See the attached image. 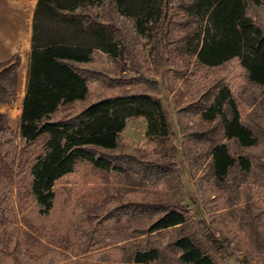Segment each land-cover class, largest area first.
<instances>
[{
    "label": "trees",
    "instance_id": "1",
    "mask_svg": "<svg viewBox=\"0 0 264 264\" xmlns=\"http://www.w3.org/2000/svg\"><path fill=\"white\" fill-rule=\"evenodd\" d=\"M250 4L264 5V0H179L176 8L191 25L185 52L196 64L215 68L238 58L248 80L264 95V28L248 13ZM164 5L165 0L36 1L16 138L20 145L7 136L5 124L0 128V216L16 208L32 234L22 226L0 225V264H96L99 257H106L105 264H227L219 241L204 234L202 221H191L184 207L173 133L157 81L145 78L147 89L107 94L117 85L87 68L96 51L114 60L124 55L110 25L111 13L130 19L136 33L146 36ZM19 61L15 54L0 62V105L15 99ZM91 81L98 87L93 93ZM69 104L83 107L57 118L60 108ZM190 106L178 111L182 131L180 112ZM194 112L201 122L218 124L221 137L244 152H232L213 138L215 127L190 133L192 145L187 146L184 135L182 155L195 193L204 196L207 182L209 192L220 198L222 184L231 175L249 170L264 183V162H255L248 153L260 144V135L241 117L228 87L217 85ZM132 117L145 119L150 150L121 140ZM79 168L127 174L160 187L128 190L124 197L135 193L139 199H124L107 212L106 219L135 220L128 233L109 227L91 230L84 213L91 204L77 211L59 203L58 183ZM219 205L225 208L227 203ZM106 206H112L111 201ZM254 207L252 212L238 207L234 220L222 216L225 225L237 228L246 240L250 220H255V255L264 264V203ZM170 232L174 235L165 240Z\"/></svg>",
    "mask_w": 264,
    "mask_h": 264
},
{
    "label": "rangeland",
    "instance_id": "2",
    "mask_svg": "<svg viewBox=\"0 0 264 264\" xmlns=\"http://www.w3.org/2000/svg\"><path fill=\"white\" fill-rule=\"evenodd\" d=\"M178 3L179 0H165L160 18L153 24L146 36L136 33L130 19L111 13L110 25L122 42L124 55L114 60L96 51L94 62L87 68L97 71L96 74L117 85L107 94L147 89L145 78L157 81L160 98L169 116L173 133L171 141L175 147L176 163L186 194L183 204L189 211L191 221L201 220V231L204 234L211 233L219 241L224 248V261L227 264H263L255 255V220L249 218L252 222L249 229L250 239L246 240L237 228L225 225L222 215H228L234 220L238 215V207L247 206L250 212L252 209L255 210L252 206H255L256 202L264 203V183L254 170L243 171L231 175L227 182L222 184L224 195L220 198L209 192L207 182H204V196L197 195L190 171L182 155V141L183 136L188 135L185 139L187 143H185L187 146L192 145L190 133L206 132L215 127L213 138L228 145L232 152L244 153L234 141L221 137L218 124L203 123L194 112L198 104L207 101L217 90V85L225 86L230 90L235 105L241 112V117L260 135V144L249 149L248 153L255 162H264V95L257 85L248 80L238 58L215 68H206L194 62L193 58L185 52L191 25L185 15L176 8ZM248 13L264 28V5L250 4ZM84 42L89 43L88 40ZM5 81L10 84L11 77L7 76ZM97 89V83L91 81L90 93ZM189 105L191 106L187 111L180 112L184 124V131H182L178 111ZM82 107L79 104L63 106L56 113V117L74 115ZM0 113L2 114L0 128H3L5 124L8 127L7 136L15 138V143L20 145L16 139L20 121L19 114L14 109L8 113ZM145 131L144 118H128L120 133V138L128 145L150 150L152 145L146 139ZM159 187V183L141 182L136 177L127 174L79 168L58 183L61 193L59 203L74 206L77 211L84 205L91 204L84 211L91 230L109 227L128 233L132 230V225L136 223L135 220H129L124 216L106 219L107 212L113 209L114 205L125 202L124 199H139L135 193L124 197L128 190L141 191V189ZM114 197L119 201H113ZM222 200L227 203L225 208L219 205ZM110 201L112 206L107 207L106 203ZM116 213L117 210L113 214ZM0 225L1 227L22 226L32 234L16 208L13 212L0 216ZM173 235L174 232H170L165 240ZM105 258L99 257L94 260L96 264H105L106 262L103 261Z\"/></svg>",
    "mask_w": 264,
    "mask_h": 264
},
{
    "label": "crops",
    "instance_id": "3",
    "mask_svg": "<svg viewBox=\"0 0 264 264\" xmlns=\"http://www.w3.org/2000/svg\"><path fill=\"white\" fill-rule=\"evenodd\" d=\"M37 0H0V62L13 55L20 58L14 78L15 99L0 105V112H22L26 94L31 22Z\"/></svg>",
    "mask_w": 264,
    "mask_h": 264
}]
</instances>
